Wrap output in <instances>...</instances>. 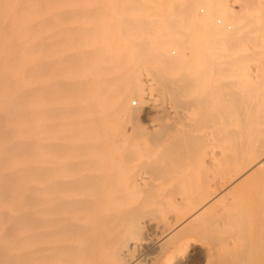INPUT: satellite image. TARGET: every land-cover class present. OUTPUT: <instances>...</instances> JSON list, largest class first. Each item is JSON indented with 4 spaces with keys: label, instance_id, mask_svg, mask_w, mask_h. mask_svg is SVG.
<instances>
[{
    "label": "bare ground",
    "instance_id": "6f19581e",
    "mask_svg": "<svg viewBox=\"0 0 264 264\" xmlns=\"http://www.w3.org/2000/svg\"><path fill=\"white\" fill-rule=\"evenodd\" d=\"M243 1L0 0V264H264V0Z\"/></svg>",
    "mask_w": 264,
    "mask_h": 264
},
{
    "label": "rangeland",
    "instance_id": "374dc122",
    "mask_svg": "<svg viewBox=\"0 0 264 264\" xmlns=\"http://www.w3.org/2000/svg\"><path fill=\"white\" fill-rule=\"evenodd\" d=\"M223 3L231 11L238 14L242 10V6L244 4V1L243 0H223ZM176 5L177 6H175L173 8L175 15L171 16L172 18L185 17L182 15L190 12L192 9V6H191L192 3H190L189 1L187 3L179 2V3H176ZM199 6H202V4L198 5V8L205 9L204 7H199ZM198 8H197V11L200 12L201 9H198ZM165 9H167V8H165ZM251 10H252V3H251ZM205 11H206V9H205ZM152 18L153 19H159V18H161V15H159L158 11H155V17H152ZM169 53L174 57L178 54V50L176 47L172 46L169 48ZM247 56L249 58H251L249 51L247 52ZM253 65H254V62H251V61L248 62V68L252 67ZM146 80L147 79H145V81ZM149 82H151V81H149ZM154 94H155V99H156L158 104H162V106L168 105V100L165 98H162L156 90H154ZM130 101H131V104L134 108L139 107V101H137V99L135 97L131 98ZM165 111L163 114H160V116H158V119H159V128H158L159 131L158 132H161L164 130L178 129V127H180V124L181 125H188V124H191V122L192 123L199 122L197 120V118H194V116L191 114V110H189V109H185V108L180 109L178 114H169L167 112L165 113ZM135 125L142 126L143 128L146 129V127H148V116L144 112H142L139 115V117L136 118L134 121L127 122L125 124L124 128H125L126 132L133 133L136 130ZM201 130H204V128H202ZM116 159H118V157H116Z\"/></svg>",
    "mask_w": 264,
    "mask_h": 264
}]
</instances>
